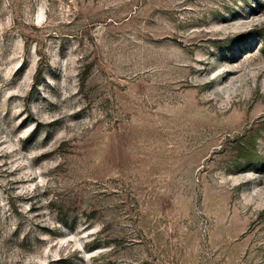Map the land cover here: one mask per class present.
Wrapping results in <instances>:
<instances>
[{"label":"rangeland","instance_id":"1","mask_svg":"<svg viewBox=\"0 0 264 264\" xmlns=\"http://www.w3.org/2000/svg\"><path fill=\"white\" fill-rule=\"evenodd\" d=\"M0 264H264V0H0Z\"/></svg>","mask_w":264,"mask_h":264}]
</instances>
